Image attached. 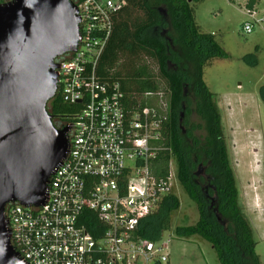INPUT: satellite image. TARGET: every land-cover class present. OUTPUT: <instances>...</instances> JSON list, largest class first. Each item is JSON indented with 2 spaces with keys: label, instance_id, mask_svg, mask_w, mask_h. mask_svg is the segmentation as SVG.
Instances as JSON below:
<instances>
[{
  "label": "built area",
  "instance_id": "obj_1",
  "mask_svg": "<svg viewBox=\"0 0 264 264\" xmlns=\"http://www.w3.org/2000/svg\"><path fill=\"white\" fill-rule=\"evenodd\" d=\"M13 0H0V6ZM78 42L56 62L55 96L77 108L69 122L65 157L49 178L41 207L8 204L4 210L10 244L26 264H170L168 241L137 235L141 220L170 192L171 173L156 179L151 165L160 147L167 105L129 115L115 82L96 75L112 20L124 0H75ZM244 35L264 30V8H243ZM157 110L159 112H157ZM63 129V128H61ZM92 212L100 229L95 239L81 220Z\"/></svg>",
  "mask_w": 264,
  "mask_h": 264
},
{
  "label": "trees",
  "instance_id": "obj_2",
  "mask_svg": "<svg viewBox=\"0 0 264 264\" xmlns=\"http://www.w3.org/2000/svg\"><path fill=\"white\" fill-rule=\"evenodd\" d=\"M124 1L125 6L112 20L96 75L103 82L119 85L129 115L144 107L157 109L158 99L145 97V93L163 95L167 109L160 126V150L151 172L154 178L164 179L173 162L177 183L198 214L193 225L176 227L174 235L205 241L215 252L218 264H260L252 229L238 205L214 95L202 78L203 69L213 59L226 58V54L212 35L200 32L194 21L192 4L201 0ZM254 1L248 0L246 7L251 8ZM145 60L154 65L155 73ZM76 110L57 96L47 105L56 129L64 128L69 123L65 117ZM199 168L201 176L197 175ZM178 208V199L167 194L153 213L140 221L137 235L158 241L170 229L171 216ZM81 220L98 239L96 228L99 230L100 224L92 212L83 211Z\"/></svg>",
  "mask_w": 264,
  "mask_h": 264
},
{
  "label": "water",
  "instance_id": "obj_3",
  "mask_svg": "<svg viewBox=\"0 0 264 264\" xmlns=\"http://www.w3.org/2000/svg\"><path fill=\"white\" fill-rule=\"evenodd\" d=\"M76 13L69 0L0 6V264H26L10 244L5 207L43 206L67 152L68 127H54L47 105L55 97V60L78 42Z\"/></svg>",
  "mask_w": 264,
  "mask_h": 264
},
{
  "label": "rangeland",
  "instance_id": "obj_4",
  "mask_svg": "<svg viewBox=\"0 0 264 264\" xmlns=\"http://www.w3.org/2000/svg\"><path fill=\"white\" fill-rule=\"evenodd\" d=\"M247 3L248 0H201L192 6L200 32L212 35L226 54V58L213 59L203 69L202 78L214 95L238 205L252 229L255 254L264 264V30L256 27L251 34H242ZM252 7L263 9L264 0H255ZM147 61L155 73L154 65ZM159 84L163 89L162 82ZM169 171L170 192L179 201L170 229L161 236L168 241L170 264H218L215 252L205 241L174 235L176 227L193 225L198 214L177 183L173 162ZM201 173L199 168L197 175Z\"/></svg>",
  "mask_w": 264,
  "mask_h": 264
}]
</instances>
